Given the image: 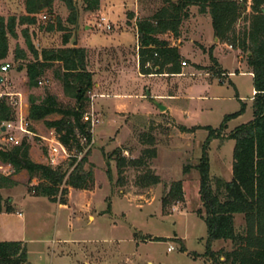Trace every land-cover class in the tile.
Segmentation results:
<instances>
[{"label":"rangeland","instance_id":"374dc122","mask_svg":"<svg viewBox=\"0 0 264 264\" xmlns=\"http://www.w3.org/2000/svg\"><path fill=\"white\" fill-rule=\"evenodd\" d=\"M244 1L245 10L236 24L237 31L243 29L250 14L251 0ZM76 4L78 19L75 25L66 23L68 10L63 3L54 1L52 10L39 13L36 24L28 26V30L38 50L59 47L62 33L43 30L49 19L58 17L70 33L68 45L76 39L86 46L87 63L94 71V79L104 78L99 89L92 87L87 93L89 101L85 106V113H92L98 120L91 131L88 155V160L91 156L92 163H88L93 166V180L99 187L92 200V216L96 217L94 229L84 235L87 231L73 225L61 227V222L55 235L53 205L49 206L45 198L27 197L28 193L33 195L29 187L37 185L39 179H29L24 170L13 175L8 165L0 164V174L10 175L18 181L17 186L0 190L2 199H9L13 208L0 215V242L30 239L28 260L32 264H209L205 255L206 225L197 213L203 211L198 195L199 174L194 168L208 134L201 127L217 128L225 115L240 109L241 103L245 104L244 112L227 122L224 135L252 119V76L246 63L247 54L216 40L210 16L200 14L197 7L191 6L176 39L180 40L178 54L184 74L168 78L139 76L135 70L136 30L126 27L133 22L125 21L148 20L164 3L161 0H100L99 13L97 10L85 12L81 0H76ZM24 14V0H0V16ZM102 16L111 26L110 30L98 26ZM22 28L24 26H17L16 37L8 38L7 57L0 60V64H10L6 72L0 71V98L5 97L12 104L16 119L21 114L23 118L26 116L30 134H15L19 141L25 140L30 145V159L50 164L53 157L54 164L50 165L54 166L66 162L69 155H51L55 136L43 120L27 119L29 97L39 102L50 93L62 107H71L75 103L53 76V71L60 69L58 63L44 73L39 79L40 84L28 86L24 68L18 66H24L32 59L31 55L27 52L24 61L13 59L16 48L26 51L20 34ZM159 37L169 44L174 40L168 33ZM182 61L186 64L181 65ZM120 68H126L125 72H120ZM158 93H164L165 97L172 94V97H153ZM155 102L165 106V110L160 111ZM59 117L52 114L45 119ZM0 145L12 146L5 143L1 132ZM233 146L234 141L225 138L210 142L208 162L212 182L216 178L231 180ZM153 148L156 155L149 157L145 150ZM115 150L116 156L112 154ZM116 157L125 159L122 167L116 164ZM134 160H141L142 165H131L130 161ZM184 166L190 167L185 174ZM88 167L85 164V169ZM147 170L160 178L158 185L146 188L138 185L140 176ZM175 180L181 181L183 200L163 208L161 198L166 185ZM17 211L22 215L18 216ZM234 226L237 231L242 230V215L234 216ZM85 236L93 237L97 242L56 241L61 237L81 239ZM170 246L173 250L168 251ZM230 247L231 243L223 240L210 244L214 252Z\"/></svg>","mask_w":264,"mask_h":264},{"label":"trees","instance_id":"16d2710c","mask_svg":"<svg viewBox=\"0 0 264 264\" xmlns=\"http://www.w3.org/2000/svg\"><path fill=\"white\" fill-rule=\"evenodd\" d=\"M54 1L63 3L68 10L67 24L77 23L76 0H24V15L6 18L0 16V60L7 57L8 38H15L16 27L24 26L20 34L24 39L26 51L16 48L13 59L15 62L24 61L27 60V52L31 55L32 59L24 66H18L19 69L24 68L28 86L36 87L39 79L54 63L60 64V69L54 70L53 76L61 82L63 92L74 99L75 104L62 107L50 93L39 102L30 96L27 119L43 120L46 128L53 131L56 141L69 153V159L54 166L34 162L29 157L30 145L22 140L19 145L9 148L0 145V164L8 165L13 175L24 170L29 179H39L37 185L29 187L34 196L45 197L52 203L66 204L68 188L89 190L94 184L93 166L88 163L92 136L89 122L82 119L89 101L87 93L93 87V81L92 73L87 70L86 49L68 46L70 33L58 17L49 19L43 30L50 33L61 32V46L38 50L32 42L28 26L36 24V16L42 11H51ZM161 1L164 5L148 20L137 21L135 24L138 69L141 74H161L165 70L169 74L179 73L180 56L177 48L170 47L159 35L168 33L177 39L180 24L188 18V8L191 6L197 7L200 14L210 16L214 37L218 41L226 42L247 54L246 63L252 73L254 91L251 98L252 119L224 135L227 122L244 112L245 104L241 103L240 109L225 115L217 128L201 127L207 130L208 134L202 143L198 163L194 167L199 174L198 195L203 209L197 213L206 225L208 244L205 255L209 264H264V0H251L250 14L246 17V25L240 31L235 27L245 10L244 0ZM81 2L85 12H93L99 8V0ZM217 73L221 75L222 72ZM52 114L60 117L55 120L45 119ZM14 120L12 104L7 98L1 97L0 126L4 122ZM181 129L186 130L183 126ZM223 138L234 141L232 177L230 181L216 178L212 182L209 177L208 149L213 139ZM150 143L152 144V141ZM83 152V156L77 160V155ZM116 152L117 150L112 154L116 156ZM145 153L149 157H155L156 150H145ZM115 159L118 167L124 165L123 157ZM85 164L89 166L87 169ZM130 164L140 166L142 161L134 160L130 161ZM189 168L184 166L183 173H187ZM107 174L110 180L108 169ZM137 183L145 188L153 187L160 183V178L147 170ZM16 185L17 182L12 180L10 175L0 174V190ZM166 187L161 198L163 208L183 200L180 180L172 181ZM12 209L9 199L3 200L0 194V212H10ZM236 214L243 216L244 226L241 231H237L234 226ZM215 240L229 241L230 249L211 251L210 244ZM0 264H32L28 260L25 243L1 241Z\"/></svg>","mask_w":264,"mask_h":264},{"label":"crops","instance_id":"0c3cea01","mask_svg":"<svg viewBox=\"0 0 264 264\" xmlns=\"http://www.w3.org/2000/svg\"><path fill=\"white\" fill-rule=\"evenodd\" d=\"M100 0H99V9H97V12L99 13L100 12ZM125 22H133L130 26H128L126 24V27L127 28H131L133 27L135 30H136V20H127ZM136 35V38H137V31L135 33ZM160 38V37H159ZM162 39V38H161ZM218 40V39H217ZM216 41V40H215ZM180 42V40H176L174 38V40H172L169 44L170 47H176L177 50L179 51L180 47L178 45V43ZM78 43V47H83L85 49H87L86 46H82L79 41H77ZM69 46V45H68ZM71 46H72V43H71ZM137 48H138V41H137V44H136V47H135V51L137 52ZM229 48V47H228ZM137 53L135 55L136 57V60H135V70L137 72V74L139 76H144L143 74H141L139 72V69H138V59H137ZM125 69L126 68H120V72H125ZM87 70L89 72L92 73V81H93V87L94 88H100L101 85H102V81L104 80L103 77H100L97 79V81L94 79V71H91L89 69V65L87 63ZM249 73L251 74L252 76V73L250 72L249 70ZM183 71H182V67H180V71L179 73L177 74H169L167 73V71H163V73L161 74H152V75H147V76H161V77H165V78H168V77H173V76H181L183 75ZM222 74V73H221ZM222 76V75H221ZM220 80V79H219ZM0 81H1V78H0ZM254 91H253V88H252V95H253ZM99 94V93H98ZM164 93H158L156 95H154L153 97H155L156 99L159 98V99H163V98H166V97H172V94H167V96L165 97V95H163ZM100 95H103V93H100ZM252 95H251V98H252ZM28 114V112L26 111V115ZM22 118H23V115L21 114ZM24 119H26V116H24ZM52 134V132H51ZM31 153V152H30ZM89 162L92 163L91 161V156L89 157ZM95 170V168H94ZM94 175V173H93ZM12 180H14L15 182H17V185H18V181L15 179V178H12ZM16 185V186H17ZM15 187V186H14ZM99 187H97V182L94 180V184H93V187L89 190H85V189H74V188H68L67 189V195H66V204H59V203H52L50 202L47 198L45 197H40V196H34V195H31L30 193H28L27 197H31V198H45L47 203H49V206L50 204L53 205L54 207V220H53V231H55V235H57V231L59 229V224L61 222V227L65 226V225H68V226H75L77 228L80 229H83L84 232L87 231L86 233H83L84 235L85 234H88L90 233V231H93L94 229V222H95V215L92 216V210L94 209V206H93V197L96 196V192L98 191ZM24 197V195L22 196ZM14 199V198H13ZM4 213V211L0 212V215ZM16 214L18 216H21V212L17 211ZM63 225V226H62ZM62 239L60 240H56V241H59L60 243H85L84 241H86V243H96L97 241L95 239H92L93 237L89 238L88 236H85V237H81V239H74V238H65V237H61ZM22 242L25 243L26 245V250H27V256L29 258L30 256V253H29V247L28 245L30 244V239H23V240H20ZM87 264V263H86Z\"/></svg>","mask_w":264,"mask_h":264},{"label":"built area","instance_id":"2783aa9c","mask_svg":"<svg viewBox=\"0 0 264 264\" xmlns=\"http://www.w3.org/2000/svg\"><path fill=\"white\" fill-rule=\"evenodd\" d=\"M43 18H45L43 16ZM98 26L100 27H104L106 30H110V25L106 23V20H105V17H100L99 18V23H98ZM229 48H231V46L229 45L228 46ZM185 61H182L181 62V65H185ZM10 68V64L8 63H3V64H0V71L1 72H6L8 69ZM38 84H40V81L38 82ZM90 92V91H89ZM88 92V93H89ZM83 121L85 122H89V128H90V132L92 131V128L96 125V123L98 122L97 118H95L93 116L92 113H84L83 115ZM26 125H27V121L26 119L22 118V116H20L19 118H15L14 121H9V122H4L1 124L0 126V132L3 134V139L5 141L6 144H11L12 146H17L20 144L21 141H19L16 137V133H22V134H30V132L27 130L26 128ZM1 128H4V130H1ZM90 145H91V142H90ZM51 155H57L58 153H61L65 156L69 155L67 153V151L64 149V147L58 143L56 140L53 141V145L51 146ZM80 155H77V158L79 159L80 158ZM50 164H54V159L53 157L50 159ZM168 251H171L173 250V247L170 246L168 249Z\"/></svg>","mask_w":264,"mask_h":264},{"label":"water","instance_id":"95a60500","mask_svg":"<svg viewBox=\"0 0 264 264\" xmlns=\"http://www.w3.org/2000/svg\"><path fill=\"white\" fill-rule=\"evenodd\" d=\"M263 12H264V9H263ZM217 40V39H216ZM77 44V40L75 39L73 42H72V46H76ZM157 108L160 110V111H164L165 110V106L155 102ZM1 130H4V128H1Z\"/></svg>","mask_w":264,"mask_h":264}]
</instances>
